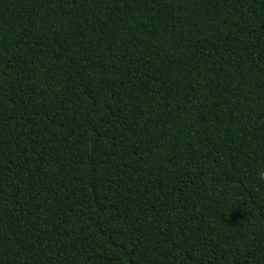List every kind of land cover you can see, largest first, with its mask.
I'll list each match as a JSON object with an SVG mask.
<instances>
[{
  "label": "trees",
  "instance_id": "1",
  "mask_svg": "<svg viewBox=\"0 0 264 264\" xmlns=\"http://www.w3.org/2000/svg\"><path fill=\"white\" fill-rule=\"evenodd\" d=\"M264 0H0V264H264Z\"/></svg>",
  "mask_w": 264,
  "mask_h": 264
},
{
  "label": "clouds",
  "instance_id": "2",
  "mask_svg": "<svg viewBox=\"0 0 264 264\" xmlns=\"http://www.w3.org/2000/svg\"><path fill=\"white\" fill-rule=\"evenodd\" d=\"M262 175H264V173H262Z\"/></svg>",
  "mask_w": 264,
  "mask_h": 264
}]
</instances>
